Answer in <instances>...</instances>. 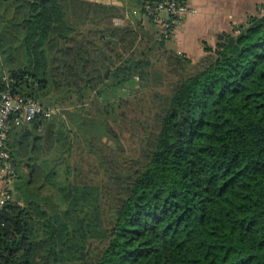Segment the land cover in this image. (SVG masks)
I'll return each instance as SVG.
<instances>
[{
	"label": "trees",
	"instance_id": "obj_1",
	"mask_svg": "<svg viewBox=\"0 0 264 264\" xmlns=\"http://www.w3.org/2000/svg\"><path fill=\"white\" fill-rule=\"evenodd\" d=\"M123 15L0 0V75L56 110L7 133L0 264H264V6L198 61Z\"/></svg>",
	"mask_w": 264,
	"mask_h": 264
},
{
	"label": "crops",
	"instance_id": "obj_2",
	"mask_svg": "<svg viewBox=\"0 0 264 264\" xmlns=\"http://www.w3.org/2000/svg\"><path fill=\"white\" fill-rule=\"evenodd\" d=\"M91 1L123 7V17L112 20L115 25L140 22L141 25L148 27L145 18L130 16L129 9L135 7L132 5L136 4L137 0ZM188 4L193 11L176 29L169 48L192 61H198L204 56L205 45L213 47L218 34L228 32L233 26L244 23L250 16L256 15L258 9L264 6V0H189ZM2 184L0 182V188Z\"/></svg>",
	"mask_w": 264,
	"mask_h": 264
},
{
	"label": "built area",
	"instance_id": "obj_3",
	"mask_svg": "<svg viewBox=\"0 0 264 264\" xmlns=\"http://www.w3.org/2000/svg\"><path fill=\"white\" fill-rule=\"evenodd\" d=\"M189 0H162L155 3L146 2L141 8L131 10L130 16L135 18H151L165 39L171 41L176 29L185 17L192 13ZM53 108H44L29 98L13 93L7 75H0V207L10 200L5 191L10 185L14 166L7 146V133L11 125L23 126L36 118H49L55 114Z\"/></svg>",
	"mask_w": 264,
	"mask_h": 264
},
{
	"label": "rangeland",
	"instance_id": "obj_4",
	"mask_svg": "<svg viewBox=\"0 0 264 264\" xmlns=\"http://www.w3.org/2000/svg\"><path fill=\"white\" fill-rule=\"evenodd\" d=\"M171 41L167 42V46L168 47H171ZM9 47L10 46H8L6 44L4 45V48H6V50H5V54H3V55L0 54V66H2V65L8 66V65H13V64H19L20 61H22L20 59L21 55L18 54V51H16V47L14 46V50L11 49V51H10ZM8 51H10L11 53L10 54L7 53Z\"/></svg>",
	"mask_w": 264,
	"mask_h": 264
}]
</instances>
